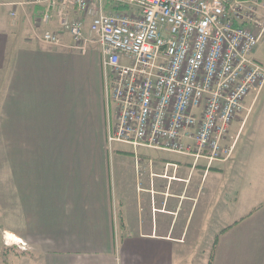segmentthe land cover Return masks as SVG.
<instances>
[{
	"label": "crops",
	"instance_id": "obj_1",
	"mask_svg": "<svg viewBox=\"0 0 264 264\" xmlns=\"http://www.w3.org/2000/svg\"><path fill=\"white\" fill-rule=\"evenodd\" d=\"M43 10L0 0V262L5 251V264H192L187 227L219 206L227 222L208 264H264V85L230 126L229 159L208 166L164 150L182 161L155 165L141 155L161 149L109 143L101 51L69 48L66 33L43 42L59 29ZM177 213H187L178 228Z\"/></svg>",
	"mask_w": 264,
	"mask_h": 264
},
{
	"label": "built area",
	"instance_id": "obj_2",
	"mask_svg": "<svg viewBox=\"0 0 264 264\" xmlns=\"http://www.w3.org/2000/svg\"><path fill=\"white\" fill-rule=\"evenodd\" d=\"M41 39L98 45L114 119L108 141L188 154L209 166L232 154V122L264 85L253 57L264 0H32ZM123 5L125 8H116ZM6 242V241H5ZM25 250L24 242H15Z\"/></svg>",
	"mask_w": 264,
	"mask_h": 264
},
{
	"label": "rangeland",
	"instance_id": "obj_3",
	"mask_svg": "<svg viewBox=\"0 0 264 264\" xmlns=\"http://www.w3.org/2000/svg\"><path fill=\"white\" fill-rule=\"evenodd\" d=\"M91 48L100 50L98 45H91ZM255 57L264 63V34L260 38V41L258 43V50H257ZM262 100H264V98ZM108 110H110L109 118H111V120L113 121V118H112L113 117V105L112 104L110 105V108ZM106 112H108L107 109H106ZM259 113L261 114L262 117H264V107L263 106L260 108ZM256 117H257V111L254 110L253 113L251 114L250 122H249V125L246 127V130L250 129L252 122L254 121V118ZM261 129L264 130V122H263ZM243 140H244V136L242 138V142ZM118 145L119 144H116L115 146H118ZM161 151H164V150H160V152H152L150 150H146L147 154H142L141 157L147 158V159L150 158L152 161L155 162V165L162 163L163 160L173 161L177 163H180L182 161L181 157H178L176 155H173V156L167 155ZM261 151H262V157H264V152H263L264 150L261 149ZM262 164H264V161L262 162ZM140 172L141 174L138 176V181H141L143 183L145 179V175H143V172H144L143 166L141 167ZM193 181L196 182V175L193 177ZM193 181H192V184H193ZM195 189L196 187L193 188V193L191 191L192 194H196ZM209 191H210V185H209V181H207L206 183L201 185L199 196L202 201L209 196ZM218 212H219V206H216L211 211V213H205L203 222L198 227L195 226V224H197V222L199 221V213H195L192 218L191 225H188L187 227L188 232L186 231L187 232L186 247H189V245L191 246L190 247L191 249L188 252L189 254H193L192 264H208L209 261L211 260L216 238L219 235V233L223 230V228H225L226 222H227V219H224L223 217L221 218L219 216L221 215V213H218ZM177 214H178V218L175 217L173 219V225L176 224V228L179 227L180 223L181 225L183 224L184 214H187V213H177ZM192 215L193 213L191 214V217ZM157 217L159 219V222L165 219L167 221L172 220L171 217H168L162 214H158ZM0 226H1V220H0ZM8 254H9L8 252H5V251L3 252L2 254L4 256L3 262L1 261L0 264H5L4 260H6V257Z\"/></svg>",
	"mask_w": 264,
	"mask_h": 264
},
{
	"label": "trees",
	"instance_id": "obj_4",
	"mask_svg": "<svg viewBox=\"0 0 264 264\" xmlns=\"http://www.w3.org/2000/svg\"><path fill=\"white\" fill-rule=\"evenodd\" d=\"M116 8H117V9H118V8L123 9V8H125V7H124L123 5H117Z\"/></svg>",
	"mask_w": 264,
	"mask_h": 264
},
{
	"label": "bare ground",
	"instance_id": "obj_5",
	"mask_svg": "<svg viewBox=\"0 0 264 264\" xmlns=\"http://www.w3.org/2000/svg\"><path fill=\"white\" fill-rule=\"evenodd\" d=\"M14 242H17L16 240H14ZM20 242H22V241H20Z\"/></svg>",
	"mask_w": 264,
	"mask_h": 264
}]
</instances>
